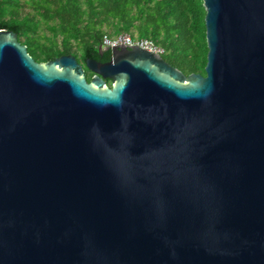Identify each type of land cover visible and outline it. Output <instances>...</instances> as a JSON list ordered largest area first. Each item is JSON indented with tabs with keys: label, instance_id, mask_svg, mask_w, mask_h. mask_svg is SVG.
<instances>
[{
	"label": "water",
	"instance_id": "95a60500",
	"mask_svg": "<svg viewBox=\"0 0 264 264\" xmlns=\"http://www.w3.org/2000/svg\"><path fill=\"white\" fill-rule=\"evenodd\" d=\"M202 6L204 76L0 30V264H264V0Z\"/></svg>",
	"mask_w": 264,
	"mask_h": 264
},
{
	"label": "trees",
	"instance_id": "16d2710c",
	"mask_svg": "<svg viewBox=\"0 0 264 264\" xmlns=\"http://www.w3.org/2000/svg\"><path fill=\"white\" fill-rule=\"evenodd\" d=\"M202 0H0V30L17 34L38 63L96 54L104 37L136 34L185 76L205 75Z\"/></svg>",
	"mask_w": 264,
	"mask_h": 264
},
{
	"label": "built area",
	"instance_id": "2783aa9c",
	"mask_svg": "<svg viewBox=\"0 0 264 264\" xmlns=\"http://www.w3.org/2000/svg\"><path fill=\"white\" fill-rule=\"evenodd\" d=\"M118 45L128 47L137 46L140 49L146 50L161 57L164 54V51L154 43L148 40L138 39L129 34H119L114 37H104L101 47L110 49Z\"/></svg>",
	"mask_w": 264,
	"mask_h": 264
},
{
	"label": "flooded vegetation",
	"instance_id": "af4514ba",
	"mask_svg": "<svg viewBox=\"0 0 264 264\" xmlns=\"http://www.w3.org/2000/svg\"><path fill=\"white\" fill-rule=\"evenodd\" d=\"M75 58H76L77 63L82 67V70L84 71L85 79L89 83L92 80L94 75L87 70L86 64H85L86 60H92L99 64H107L111 61V51L108 48H103L101 46H98L96 54H93L92 57H87L85 62L82 61V58L80 55L76 56ZM104 81L107 87L110 88L112 86V81L110 80H104Z\"/></svg>",
	"mask_w": 264,
	"mask_h": 264
},
{
	"label": "rangeland",
	"instance_id": "374dc122",
	"mask_svg": "<svg viewBox=\"0 0 264 264\" xmlns=\"http://www.w3.org/2000/svg\"><path fill=\"white\" fill-rule=\"evenodd\" d=\"M113 37V36H112ZM133 37H136L137 38V36H136V34L134 33V36Z\"/></svg>",
	"mask_w": 264,
	"mask_h": 264
}]
</instances>
